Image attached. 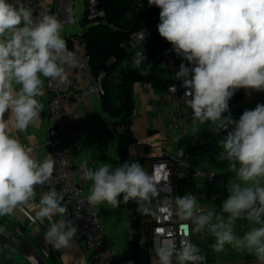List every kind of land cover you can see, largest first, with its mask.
<instances>
[{"label":"clouds","instance_id":"9594fccd","mask_svg":"<svg viewBox=\"0 0 264 264\" xmlns=\"http://www.w3.org/2000/svg\"><path fill=\"white\" fill-rule=\"evenodd\" d=\"M148 5L160 9L159 36L182 60L175 76L192 112V132L207 126L214 135L226 133L217 144L234 174L219 211H201L192 194L175 196L167 211L189 222L186 231L206 230L213 236V251L231 246L264 264V104L244 110L238 119L229 107L240 89L246 94L264 92V0H148ZM69 19L77 22L74 13ZM64 29L55 15H34L25 0H0V217L23 211L35 200L36 187L53 174L51 156L34 158L33 149L10 129L25 132L39 121L44 105L38 98L44 95L45 80L63 84L66 69L78 65V56L63 38ZM145 61V50L137 51L134 66L141 68ZM170 91L176 93L177 86L173 84ZM80 168L81 179L91 181L86 196L90 206L106 203L119 208L134 202L142 215L154 214L151 204L160 195L158 182L162 175L167 179L164 163L152 165L151 173L139 161L115 168L102 163L93 170L84 160ZM62 201L60 193L50 190L35 206V218L42 224L47 220L44 241L57 250L77 247L78 226L67 218ZM56 216L61 218L53 219ZM238 221L248 225L242 235L235 231ZM152 248L156 264L203 260L200 248L186 238L177 243L158 237ZM13 252L0 250V264Z\"/></svg>","mask_w":264,"mask_h":264},{"label":"crops","instance_id":"0c3cea01","mask_svg":"<svg viewBox=\"0 0 264 264\" xmlns=\"http://www.w3.org/2000/svg\"><path fill=\"white\" fill-rule=\"evenodd\" d=\"M51 2L55 14L61 16L75 14L77 22H70L65 25L64 32L62 33L63 38L66 40L69 35L83 36L84 32L90 27L89 23L85 25L82 23L86 0H51ZM69 9L72 10L71 13ZM149 44V42H142L139 43L134 50L128 48L130 56L124 59L117 68L104 75V89L107 93L111 108L115 110V113L110 114L104 109L102 105L103 98L93 99L88 115L79 121L76 127L81 143V149L73 153L74 162L77 165H80L84 160H88L89 168L95 170L102 163H108L113 168L121 164L117 151L119 131L116 127L121 117V112L117 111V109L120 107L122 108L123 102V89L119 84L120 73L121 70L137 68L133 64L134 51H143ZM171 65H173L172 61L165 66L161 65L165 78L170 79L172 73ZM143 69H145V71L142 72L140 70V73H148V65ZM38 99H40L44 105L40 120L30 124L25 132H17L15 129H10V132L18 136L21 142L26 146L38 143L39 146L33 150V156L42 161L47 154L45 142L49 132V118L47 114L48 95L45 90L44 95ZM130 101L131 112L129 116V127L136 140L130 145L127 162L139 161L149 168L152 158L161 153L173 152L179 142V139H177L179 136L168 127L169 118L172 113L176 111V104L171 99L167 90L158 91L152 84L137 80L131 81ZM257 103L264 104V92L260 93L257 100L243 102L236 108L230 107L232 117L238 119L244 110L254 109ZM185 105L187 106V104ZM187 112H191V109L189 108ZM193 126L191 118L187 131V148L189 151L197 147L196 133L192 132ZM217 149H219V147L216 143L211 152L212 161L210 166L215 169L217 173L229 177L232 173L228 170L227 162L216 153ZM189 161L199 165L201 157L191 153ZM188 175L189 171L187 169L179 173L181 178L187 177ZM90 185L91 181H83V187L87 194H89ZM178 186L180 185L178 184ZM188 190L193 191L194 188L189 186ZM39 199V186H37L35 200L25 205L23 211L18 209L11 216L0 217V229H3L2 232L13 235L12 228L18 230L27 238L32 247L45 258L47 264H92V256L89 251H87L83 236L79 230L75 238L77 243L76 248L57 250L45 243L43 233L47 228V220L42 224L35 218V211L37 210L35 206L39 203ZM221 204V201H215L211 204L210 209L219 211ZM95 209L104 223L105 236L109 246L116 251L120 257V264H129V262L133 264L132 219L135 216L138 217L140 224L145 227V225L152 220L154 214L142 215L137 210L134 211L132 208L128 207L127 204L123 203L119 208H112L105 203L97 206ZM152 210L154 213V203H152ZM60 218L59 216L53 217V219L57 220ZM247 227L248 225L246 223L238 221L235 231L237 234L242 235L243 232L247 230ZM37 229H39V231H37ZM191 241L200 248L201 252L205 253V261L200 262V264H256L254 256L237 252L233 250L231 246H226L225 250L222 252L213 251L211 245L215 240L206 230L203 233L191 232ZM140 243L143 247L147 248L149 252L150 264H156L155 252L149 246V243L144 240L143 236L141 237ZM8 249L12 248L0 242V250L6 252ZM3 264L34 263L29 258L18 254L14 250L10 258L3 260Z\"/></svg>","mask_w":264,"mask_h":264},{"label":"built area","instance_id":"2783aa9c","mask_svg":"<svg viewBox=\"0 0 264 264\" xmlns=\"http://www.w3.org/2000/svg\"><path fill=\"white\" fill-rule=\"evenodd\" d=\"M25 2L33 9L34 15L46 12L57 16L65 25L70 23L71 15L61 16L54 13L51 0H25ZM159 11L160 9L157 8V14L152 22L143 24L130 33L128 42L130 50H134L139 43H150L160 37L157 30ZM101 14L97 0H88L84 18L90 19ZM67 38L70 40V45L67 44V46L78 56L79 63L75 67L66 69L68 79L65 83L45 80L44 90L48 95L47 114L49 118L45 158L51 156L54 161V171L48 182L38 185L39 194L41 196L45 192L55 190L63 196L62 203L68 209L67 218L78 226L85 247L92 256V264H120L119 255L109 246L106 239L104 223L96 209L86 200L88 194L83 187L81 168L74 162L73 157V153L81 149L77 124L88 115L93 99H101L105 93L103 85L105 73L101 71L96 75L93 74L90 55L83 36L69 35ZM136 52L135 50L134 53ZM173 54L172 46L165 42L161 47L160 64L162 66L170 64ZM171 67L172 73L167 92L176 104V111L170 116L168 127L179 136V142L173 152L161 153L152 158L150 162V173L152 165L159 163L166 164L165 171L167 172V179L162 175L158 182L161 191L160 195L153 199L154 216L145 225L142 234L151 248L153 240L158 237L173 239L177 243L185 238L191 241V231H186V225L189 222L180 221L167 211L175 196L195 195L200 210L205 212L210 209L213 202H223L227 198V185L234 178L233 173L225 177L210 166L214 145L226 133H221L219 136L214 135L208 131L206 126H200L201 129L196 132L197 147L192 151L188 150L187 131L192 112H184L180 108L181 104L185 103L182 97L185 89L181 87V82L176 80L175 73L179 66L171 65ZM173 84L177 86L176 93L170 91ZM260 93L246 94L244 89H240L230 100L229 107L236 108L243 102L257 100ZM116 127L119 132L124 129L123 124H117ZM38 146V143H34L28 147L34 150ZM220 151V148L216 150L219 156ZM191 153L201 157L199 165L189 161ZM184 169L189 171V175L181 178L179 173ZM189 186L194 190L189 191ZM201 255L203 256L201 262H204L205 253L201 252Z\"/></svg>","mask_w":264,"mask_h":264},{"label":"trees","instance_id":"16d2710c","mask_svg":"<svg viewBox=\"0 0 264 264\" xmlns=\"http://www.w3.org/2000/svg\"><path fill=\"white\" fill-rule=\"evenodd\" d=\"M37 1V0H32ZM88 0H86L85 9ZM98 8L101 15L83 19V25L89 23V29L84 32L83 37L86 41L87 51L90 55V65L93 74L103 71L105 74L117 68V66L130 56L128 49L130 33L141 27L143 24L152 22L157 14V7L149 6L148 0H97ZM132 13L129 17L128 14ZM66 42L70 45V40ZM165 40L161 37L154 39L145 50L146 61L141 68L121 70L119 84L122 86L123 99L122 108L117 111L121 112L117 124H123L124 129L119 132L117 151L120 163H124L129 157L130 145L135 142L131 129L129 127V116L131 110L125 112L123 110L126 95L130 98L131 81L137 80L152 84L158 91H166L170 83V79L165 78L161 63V47L165 44ZM143 50V51H144ZM172 64L179 66L182 62L181 58L174 53L172 55ZM151 63L148 73L142 74L140 70ZM102 105L110 114H114L115 110L111 105L105 92L102 96ZM131 107V104H130ZM127 206L134 211L137 205L134 202L127 203ZM133 229L132 236V258L133 264H150V255L147 248L140 243L144 227L140 224L138 217H134L131 222Z\"/></svg>","mask_w":264,"mask_h":264},{"label":"water","instance_id":"95a60500","mask_svg":"<svg viewBox=\"0 0 264 264\" xmlns=\"http://www.w3.org/2000/svg\"><path fill=\"white\" fill-rule=\"evenodd\" d=\"M130 98L126 95V100L124 104V111L127 112L130 110ZM13 229V235L5 234L0 231V242L14 249L18 254L31 258V261L34 264H47L45 258L39 254V252L32 247L31 243L27 238L21 234L15 228Z\"/></svg>","mask_w":264,"mask_h":264},{"label":"rangeland","instance_id":"374dc122","mask_svg":"<svg viewBox=\"0 0 264 264\" xmlns=\"http://www.w3.org/2000/svg\"><path fill=\"white\" fill-rule=\"evenodd\" d=\"M131 15H132V13L130 12V13L128 14V16L130 17ZM181 107H182L181 109H182L184 112H187V111L189 110L188 106H186L185 103H183ZM141 164L144 166L145 170L149 172V168H148L147 166H145L144 163L141 162ZM152 203H153V202H152ZM151 208H152V204H151ZM145 215H149V214H145Z\"/></svg>","mask_w":264,"mask_h":264}]
</instances>
